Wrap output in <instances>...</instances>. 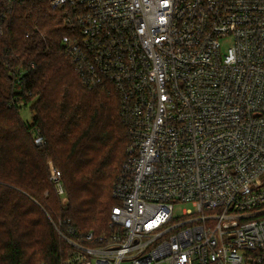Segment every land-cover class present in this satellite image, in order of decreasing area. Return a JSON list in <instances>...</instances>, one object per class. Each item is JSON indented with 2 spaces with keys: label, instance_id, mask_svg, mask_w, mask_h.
<instances>
[{
  "label": "built area",
  "instance_id": "obj_1",
  "mask_svg": "<svg viewBox=\"0 0 264 264\" xmlns=\"http://www.w3.org/2000/svg\"><path fill=\"white\" fill-rule=\"evenodd\" d=\"M26 1L0 0L1 35ZM47 2L82 83L116 91L129 137L111 233L55 223L62 264H264V0ZM50 179L66 203L54 164ZM180 203L195 211L176 217Z\"/></svg>",
  "mask_w": 264,
  "mask_h": 264
},
{
  "label": "trees",
  "instance_id": "obj_2",
  "mask_svg": "<svg viewBox=\"0 0 264 264\" xmlns=\"http://www.w3.org/2000/svg\"><path fill=\"white\" fill-rule=\"evenodd\" d=\"M3 29L0 264H62L71 246L55 223L70 220L79 240L112 231L113 187L129 144L119 97L82 83L63 45V14L47 0L16 3ZM23 108L31 109V123ZM50 161L62 172L66 203L50 179Z\"/></svg>",
  "mask_w": 264,
  "mask_h": 264
},
{
  "label": "rangeland",
  "instance_id": "obj_3",
  "mask_svg": "<svg viewBox=\"0 0 264 264\" xmlns=\"http://www.w3.org/2000/svg\"><path fill=\"white\" fill-rule=\"evenodd\" d=\"M221 44H222V51L224 52V53H227L228 52V50L230 49V47H232V44H233V42H232V39H230V38H228V39H223L222 41H221ZM21 116L23 117V119L26 121V122H29V123H31V120H32V112H31V109L30 108H23L22 110H21ZM51 164H54L55 166H56V164L53 162V161H50L49 163H48V171H49V174H50V165ZM57 167V166H56ZM58 168V167H57ZM59 169V168H58ZM60 170V169H59ZM185 210H193V211H195V208L192 206V204H190V203H184V204H182V203H180V204H177L176 206H175V211H174V213H175V216L176 217H182L183 216V212L185 211ZM49 219H51L50 217H49ZM51 221V220H50Z\"/></svg>",
  "mask_w": 264,
  "mask_h": 264
}]
</instances>
